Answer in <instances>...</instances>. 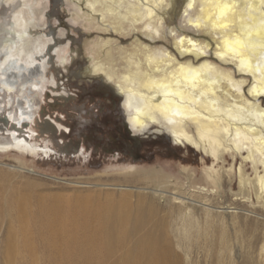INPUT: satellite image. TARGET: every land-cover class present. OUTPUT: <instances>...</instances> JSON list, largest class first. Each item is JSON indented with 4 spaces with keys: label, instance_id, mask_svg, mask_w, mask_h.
I'll use <instances>...</instances> for the list:
<instances>
[{
    "label": "bare ground",
    "instance_id": "obj_1",
    "mask_svg": "<svg viewBox=\"0 0 264 264\" xmlns=\"http://www.w3.org/2000/svg\"><path fill=\"white\" fill-rule=\"evenodd\" d=\"M67 1L81 29L61 22L55 31L48 0H0V155L64 151L69 128L39 108L67 99L57 75L83 53L81 80L119 99L130 137L167 135L200 155L202 171L119 169L95 183L119 196L92 223L44 219L32 231L27 216L17 228L9 218L3 264H176L172 219L190 240L194 208L207 220V264H264V0Z\"/></svg>",
    "mask_w": 264,
    "mask_h": 264
},
{
    "label": "rangeland",
    "instance_id": "obj_2",
    "mask_svg": "<svg viewBox=\"0 0 264 264\" xmlns=\"http://www.w3.org/2000/svg\"><path fill=\"white\" fill-rule=\"evenodd\" d=\"M67 2V0H48L46 13L53 19L55 31L61 28L59 26L61 22L69 27L74 26L81 29L80 25H72L70 22ZM69 35L73 38L78 37L73 32ZM61 36L60 38H65ZM68 44L70 42L64 40L63 45ZM72 47L77 48L75 44ZM75 62L73 65L69 63V71L61 69V75L57 72L58 89L67 92V99L51 102L47 99L46 105H41L39 108V114L42 111L41 117L45 115L44 118L47 119L48 114L51 117H58L62 124L69 128L70 134L69 131L66 132L65 143L62 145L64 151L56 150L57 153L48 158H28L13 155V153L0 155V264H3L4 259L3 247L6 245L9 218L14 220L17 228L16 218L27 216L32 231L44 219L56 218L55 220L65 221L66 218V224L74 220L76 226L82 222L81 220H85L84 217L89 222L92 219L96 221L97 214H101L108 206L106 198H111L110 195L118 197L119 192H109L108 188L100 187L95 183L110 182L119 169L130 165L137 168L160 167L164 172L179 177V171L186 168L195 171L197 178L201 175L200 155L191 149L172 145L167 135L129 140V134L119 110V99L112 95L101 81L81 80L80 76L87 64L83 53L82 56L80 54L75 57ZM56 136L57 140L63 138L58 134ZM77 143L78 149L81 147L85 149L84 156L75 157L74 152L70 150ZM65 150L69 151L65 152ZM19 163L23 164V169L19 168ZM72 181L90 183V185H75L70 183ZM19 202L23 207H20ZM162 205L167 208L166 203ZM181 208L183 207H180V210ZM239 213L238 217L242 219L246 217L244 213ZM190 217L192 218L190 240L188 237L181 240L179 238L178 229L180 226L179 230L183 232V219L178 216L172 219L175 228L173 234L170 235V247L174 251H172L173 258L176 264H207L205 257L207 255L204 256L207 254L206 244L199 236L200 228L207 225V220L199 208L190 210ZM225 217L228 219L230 215L227 214ZM253 217L256 218L251 214L247 217V221L254 219ZM77 233L80 234V231ZM33 241L39 248L38 255L40 256L39 241L37 239ZM200 244L203 246L201 247ZM176 255L177 258H175ZM176 259L182 261L178 262ZM41 264L47 263L42 261Z\"/></svg>",
    "mask_w": 264,
    "mask_h": 264
},
{
    "label": "water",
    "instance_id": "obj_3",
    "mask_svg": "<svg viewBox=\"0 0 264 264\" xmlns=\"http://www.w3.org/2000/svg\"><path fill=\"white\" fill-rule=\"evenodd\" d=\"M107 89H108L109 92H111V94H112V91H111L109 88H107ZM112 95H113V94H112ZM117 99H118V98H117ZM118 101H119V100H118ZM129 139L132 140V141L135 140V138L130 137V136H129ZM78 148H79V146H78V143H77L75 146H72L70 150H72V151H76Z\"/></svg>",
    "mask_w": 264,
    "mask_h": 264
},
{
    "label": "snow or ice",
    "instance_id": "obj_4",
    "mask_svg": "<svg viewBox=\"0 0 264 264\" xmlns=\"http://www.w3.org/2000/svg\"><path fill=\"white\" fill-rule=\"evenodd\" d=\"M189 7H191V5H189ZM227 8V5H225V9ZM224 14V12L222 11L221 12V15H223Z\"/></svg>",
    "mask_w": 264,
    "mask_h": 264
},
{
    "label": "flooded vegetation",
    "instance_id": "obj_5",
    "mask_svg": "<svg viewBox=\"0 0 264 264\" xmlns=\"http://www.w3.org/2000/svg\"><path fill=\"white\" fill-rule=\"evenodd\" d=\"M130 140V139H129Z\"/></svg>",
    "mask_w": 264,
    "mask_h": 264
}]
</instances>
